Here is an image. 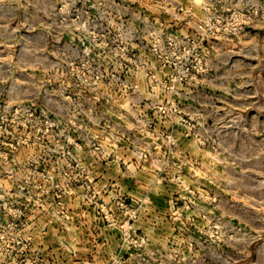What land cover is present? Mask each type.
I'll return each mask as SVG.
<instances>
[{
    "label": "rangeland",
    "instance_id": "rangeland-1",
    "mask_svg": "<svg viewBox=\"0 0 264 264\" xmlns=\"http://www.w3.org/2000/svg\"><path fill=\"white\" fill-rule=\"evenodd\" d=\"M0 264H264V0H0Z\"/></svg>",
    "mask_w": 264,
    "mask_h": 264
}]
</instances>
